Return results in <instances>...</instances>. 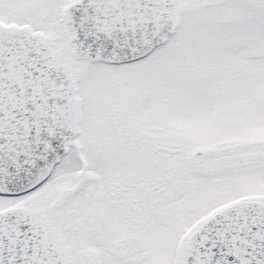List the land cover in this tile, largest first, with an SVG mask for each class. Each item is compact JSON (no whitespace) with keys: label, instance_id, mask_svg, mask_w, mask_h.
Instances as JSON below:
<instances>
[{"label":"snow or ice","instance_id":"1","mask_svg":"<svg viewBox=\"0 0 264 264\" xmlns=\"http://www.w3.org/2000/svg\"><path fill=\"white\" fill-rule=\"evenodd\" d=\"M0 264H264V0H0Z\"/></svg>","mask_w":264,"mask_h":264}]
</instances>
